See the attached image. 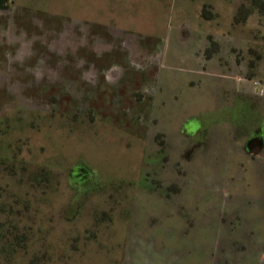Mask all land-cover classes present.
<instances>
[{"label": "rangeland", "instance_id": "374dc122", "mask_svg": "<svg viewBox=\"0 0 264 264\" xmlns=\"http://www.w3.org/2000/svg\"><path fill=\"white\" fill-rule=\"evenodd\" d=\"M18 1L28 2L26 14L16 8L0 17V45L9 52L27 44L34 59L46 47L54 68L71 58L69 47L53 45L65 35L82 44L80 63L88 69L93 49L106 47V32L119 30L139 56L121 62L118 49H100L103 62L124 69V76L112 84L104 78L85 82L90 85L78 96L74 87L85 80L77 77V67L61 66L67 78L57 83L33 85L27 83L31 76H18L31 97L57 101L55 114L18 119L13 113L7 132L13 138L26 134L32 122V135L47 146L51 164L68 170L82 162L98 176L89 183L50 180L41 196L26 188L33 177L24 169L3 174L0 225L8 211L14 226L32 225L33 235L18 247L17 233L3 239L0 228V264H158L163 251L175 257L170 264H264V150L256 160L240 151L255 125L264 129V0ZM242 7L250 12L241 16ZM223 73L248 74L252 85L259 83L258 97L237 93ZM3 88L0 104L12 99L7 84ZM71 105L86 110L62 117L59 112ZM226 116L237 119V140L205 134ZM132 128H143L147 141L163 135L167 148L159 159L151 143L146 156L139 155L144 144ZM190 128L201 131L206 156L195 152L192 162L180 161L176 174L171 166L157 168L166 155L180 159Z\"/></svg>", "mask_w": 264, "mask_h": 264}, {"label": "flooded vegetation", "instance_id": "af4514ba", "mask_svg": "<svg viewBox=\"0 0 264 264\" xmlns=\"http://www.w3.org/2000/svg\"><path fill=\"white\" fill-rule=\"evenodd\" d=\"M28 5V2H25L24 4H21L18 0H0V17L2 16H8L13 14L14 9L16 8H21L22 10L19 11L20 14H23L25 11L24 10H29L26 9V5ZM20 6V7H19ZM26 14V12H25ZM24 14V15H25ZM13 18L11 19V21ZM30 22V21H28ZM81 22V21H80ZM14 24V23H13ZM237 24V23H236ZM240 24V23H239ZM34 26V25H33ZM2 27V26H1ZM42 27L41 24L37 27H32L30 29L31 33L34 34V29ZM119 30H111L110 34L106 32L107 35L104 36L105 40V48H97L95 47L93 49V54L91 53V58L92 61L90 63L89 68L83 69L80 61H81V47L82 44L78 43L77 40H70V38H66L65 35L58 40V43L53 44V45H59L62 46L63 48L69 47V50L72 52L71 58L67 60H59V63L57 62V65L52 67V64L50 63V58L48 57L50 53V49L46 48V53H43L40 57H34L32 58L33 55L29 54L28 50L31 48V46H28L26 44L25 47H18L15 52H9L8 48L2 47L0 45V91L4 89L3 87L6 86L7 84V89L8 91H5L8 95L10 94L12 99H9L7 102H4L5 104H0V149L2 144H4V150L1 152L0 151V180H3V174L5 176H8L9 174L11 175L12 173H16V171L19 168L24 169L26 174L28 176L26 188H29V190H38L37 192H40L41 196H44L46 194L45 188L47 189L50 186V180H55L59 178H65L68 181V184L71 182L72 178L76 177L75 179L78 181H82L85 183H89L87 181H91L98 176L95 175L91 167H89L87 164H84L82 162H77L75 161L72 165H70L68 170L66 166H58L50 163V153L47 151V146L43 142V140L40 142L38 139H34V136L32 135V132H34V126H32L29 123V126L26 128L27 133L24 134L22 132H19L17 136L14 138L9 134V119H11L13 113H16L19 117L18 119H23L27 118L28 116L32 117L33 115H38V117L46 118L52 113L55 114L54 111V106L57 101L52 99V103L49 102L44 97H31L29 93L24 89V86L27 85L24 83L22 79H19L18 76H24L26 78V75L28 78L31 76V79L29 78L27 83H33L37 85H42V84H47L49 82H58L60 79L67 78V75L63 74L64 69H61V66H64L65 68L67 67H77V71L75 72L77 74V77L82 76L84 77V84L79 86V88L74 87L75 89V94L78 96V94L81 92V87L86 88L90 84L86 83H96V80L100 78H104L106 82H109V84H112L114 81L118 80L124 76V73L122 74L123 70H118V69H113V66L110 64H105L102 60L103 54L104 53H111V51L115 48L118 49V55H116V58L120 60L121 62L125 61L126 58L129 59H135V56H139V53H137V50L133 46V42L131 41L130 38L126 37L124 33ZM94 34V33H93ZM101 35L100 33H95L93 37ZM37 37H41L39 34L36 35ZM125 36V37H124ZM116 37V39H115ZM97 38V37H96ZM125 38V39H124ZM72 43H71V42ZM14 43V42H13ZM132 44V45H131ZM17 45L15 44H10V46ZM45 45V44H42ZM94 46V45H93ZM131 46V47H130ZM93 48V47H92ZM91 48V51H92ZM102 49L103 52L99 53V50ZM54 51V50H53ZM103 53V54H102ZM45 54V55H44ZM36 56V55H35ZM115 60V59H114ZM77 61H79L77 63ZM56 62V61H54ZM26 65V67H25ZM108 66V68L106 67ZM70 69V68H69ZM128 70V69H126ZM229 72H231V68L228 69ZM242 74V73H241ZM234 75L232 76L230 73L225 75L223 73L221 76L227 78L228 80L234 81L235 83V91L241 95H243L246 98H257L259 94V89H258V82L255 81L254 85H252V81L249 78L248 74L245 76L243 75ZM62 75V76H61ZM16 80V81H15ZM86 82V83H85ZM220 89V88H219ZM223 89V88H221ZM232 89V88H231ZM220 91V90H219ZM18 92V94H17ZM225 92V87L223 90ZM263 91L260 92L262 95ZM222 93V92H221ZM264 96V95H263ZM261 96V97H263ZM133 97V96H132ZM228 99H231L230 96L226 95ZM228 101V100H227ZM1 102V101H0ZM83 106V104L81 103ZM3 106V107H2ZM230 109H236V103L235 100L234 102L229 105ZM44 109V110H43ZM85 109L86 107H78L74 106L72 108L71 106H67L63 112H59L60 115L63 117L65 116L66 113H71V115H78L79 110ZM239 112V111H238ZM89 113V112H86ZM233 113V112H232ZM11 115V117H10ZM56 116V115H54ZM53 116V117H54ZM29 117V118H30ZM35 117V116H34ZM33 117V119H34ZM37 117V116H36ZM60 117V116H57ZM225 121H221L220 124L223 123V125L218 126H210L208 128H205L203 131L205 134H211L213 138H218L221 135H223L224 138L235 139L237 140V135H238V129L236 128V122L237 119L235 120V117H233V120L230 118V116H226ZM32 121V120H30ZM93 121V120H92ZM94 123V122H93ZM193 127V126H192ZM258 126L255 125V130L253 131L252 134L246 135L244 137V148L240 151L246 153L251 160H256L259 156L260 153L263 152L264 150V129L257 128ZM219 128L220 131L223 134L219 133ZM191 129L186 130L185 132V137L184 141L180 143L182 145V149L186 151L181 152V157L179 156V160L175 162L174 160L171 159V161L168 158V155L164 157V163L163 167L158 166L157 168H167L168 166H171V172L174 174L178 173L177 168H182L181 162L185 160L184 164H188L193 161V154L197 151L199 153H202L201 155L203 157L206 156L202 149V145H200L198 140L200 136L199 132H191ZM143 128H132L131 132L133 134H136L138 137V140L141 141L142 144H144L141 148L139 149V155L144 158L145 153H146V146L147 144L151 143V147L155 151V157L159 159L161 156V153L163 150H166L167 145L166 142L164 143L161 139L163 135L160 133H157L151 141L149 138L145 137V134L142 133ZM203 134V133H202ZM206 135V136H207ZM141 138V139H140ZM193 140L195 142V145L190 146L186 145V140ZM209 140H212L211 137H208ZM40 142V143H39ZM148 142V143H147ZM186 148H185V146ZM38 146V152L37 150L34 149V147ZM208 147V146H207ZM208 148L205 150L207 152ZM236 152V151H235ZM38 156V157H37ZM41 156V158H40ZM186 156V157H185ZM172 162V163H171ZM165 164V165H164ZM183 164V165H184ZM186 166V165H185ZM188 166H186L187 168ZM35 168H37V174H35ZM51 168H59L56 173V175L52 176L50 174ZM62 168V169H60ZM145 168V166H144ZM54 172V171H53ZM53 177V178H52ZM73 178V179H74ZM74 179V180H75ZM92 182V181H91ZM21 186H24L23 183H20ZM43 188V189H42ZM17 200H13L12 202H15ZM7 215V216H6ZM7 217V221L3 224L0 225V228L2 231H4L2 238L7 239L8 235L12 234V232L17 233V236L21 238L20 240V246L24 242L27 241L26 238H28L29 235H33L32 231V225L29 226V228H20L14 226L13 221L11 220V213L7 211L5 214ZM10 217V218H9ZM12 230V231H11ZM25 239V240H24ZM18 240V239H17ZM17 244V243H16Z\"/></svg>", "mask_w": 264, "mask_h": 264}, {"label": "crops", "instance_id": "0c3cea01", "mask_svg": "<svg viewBox=\"0 0 264 264\" xmlns=\"http://www.w3.org/2000/svg\"><path fill=\"white\" fill-rule=\"evenodd\" d=\"M208 7H210V9L211 10H213V6H208ZM201 8V7H200ZM238 10V9H237ZM236 10V11H237ZM236 11L233 13V14H231L232 15V17H231V19H232V25L233 24H235V21H234V14L236 13ZM215 20H217L216 18H214ZM230 19V20H231ZM207 20H212V19H207ZM218 21V20H217ZM210 22V21H209ZM218 164H219V162H218ZM146 194H148L149 195V193H146ZM170 252L169 251H163V253H162V255L160 256V259H159V262H158V264H170V263H172V262H175L173 259L175 258V257H170Z\"/></svg>", "mask_w": 264, "mask_h": 264}, {"label": "trees", "instance_id": "16d2710c", "mask_svg": "<svg viewBox=\"0 0 264 264\" xmlns=\"http://www.w3.org/2000/svg\"><path fill=\"white\" fill-rule=\"evenodd\" d=\"M243 10H244V8L242 7V9H241V13H240L241 16H243L244 12H250V10H245V11H243ZM239 19H240V18H237V22L239 21ZM243 20H244V19H243ZM20 240H21V238H19V239L16 241V243H17L18 246L20 245Z\"/></svg>", "mask_w": 264, "mask_h": 264}]
</instances>
